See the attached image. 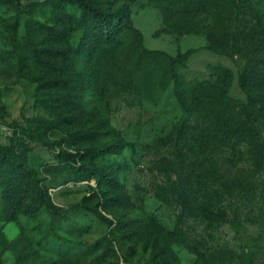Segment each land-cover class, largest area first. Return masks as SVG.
Returning <instances> with one entry per match:
<instances>
[{
  "label": "rangeland",
  "instance_id": "obj_1",
  "mask_svg": "<svg viewBox=\"0 0 264 264\" xmlns=\"http://www.w3.org/2000/svg\"><path fill=\"white\" fill-rule=\"evenodd\" d=\"M95 2L129 7L143 37L126 31L115 46L86 48L77 6L0 2V142L10 140L3 127L26 118L57 122L27 152L57 213L11 218L0 186V264H155L163 243L173 264H264V0ZM52 47L64 55L48 54ZM191 47L200 50L175 68L178 81L163 54L147 51ZM249 95L259 101L260 139L240 128ZM117 138L130 146L93 161L116 169L126 192L119 205L61 155ZM181 172L213 214L188 218L174 239Z\"/></svg>",
  "mask_w": 264,
  "mask_h": 264
},
{
  "label": "trees",
  "instance_id": "obj_2",
  "mask_svg": "<svg viewBox=\"0 0 264 264\" xmlns=\"http://www.w3.org/2000/svg\"><path fill=\"white\" fill-rule=\"evenodd\" d=\"M35 1L38 0H0L3 3L16 4ZM51 1L74 5L82 11L81 19L86 22L90 37L84 43L86 48L115 46L126 31H133L141 38L143 37L142 32L134 25L131 10L126 5L118 6L111 10H104L97 6L95 0H43L45 3ZM179 13L188 15V13L193 12L191 9L186 10L183 8ZM186 32H195V30L188 28ZM199 50L200 48L191 47L179 52L177 55H172L162 50L147 51L163 54L170 63L173 77L178 81L179 75L175 68L177 66L185 67L189 58ZM36 52H42V50H36ZM46 52L48 54L52 53L55 58H61L64 55L61 54L57 47H52ZM250 77L248 68L239 72L238 82L242 90H246ZM53 82H57V80H53ZM177 98L183 107L187 106L181 91H177ZM258 105L259 101L249 95L245 115L241 116L242 126L240 128L243 129V133L252 137V139H260L262 137V128L255 125L261 122ZM56 125V121H48L41 117H29L26 118L25 125L19 123L11 124L9 126L11 129L9 142L7 144L0 142V186L4 203L11 210V218H15L18 212L34 215L43 207H47L57 213L56 206L51 201L48 187L41 182L36 169L29 165L27 156L28 140H38L40 130L50 129ZM108 126L105 124L98 127V129ZM112 131L115 132V129L112 128ZM128 146H130L129 142L122 138H117L115 141L104 144L100 148L91 147L83 152L62 151L61 155L75 163L80 180H97L99 184L104 183L111 193L110 200L113 204L119 205L124 203L126 192L116 169L106 164L94 162L93 157L121 154ZM172 191L181 207L176 227L170 232L172 238L176 239L183 233V226L188 218H211L213 210L209 201L206 202L196 192L194 182H192V174L190 173L183 174L181 172L179 178L172 184ZM223 214L226 215L225 213ZM157 256L158 260L155 264H173L175 257L173 251L166 243L158 247Z\"/></svg>",
  "mask_w": 264,
  "mask_h": 264
},
{
  "label": "built area",
  "instance_id": "obj_3",
  "mask_svg": "<svg viewBox=\"0 0 264 264\" xmlns=\"http://www.w3.org/2000/svg\"><path fill=\"white\" fill-rule=\"evenodd\" d=\"M4 130L10 135L11 134V129L10 127H3Z\"/></svg>",
  "mask_w": 264,
  "mask_h": 264
}]
</instances>
